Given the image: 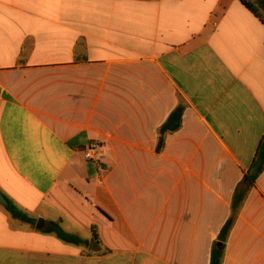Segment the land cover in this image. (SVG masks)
I'll list each match as a JSON object with an SVG mask.
<instances>
[{
	"label": "crops",
	"instance_id": "crops-1",
	"mask_svg": "<svg viewBox=\"0 0 264 264\" xmlns=\"http://www.w3.org/2000/svg\"><path fill=\"white\" fill-rule=\"evenodd\" d=\"M263 136L264 24L239 0H0V193L33 220L0 205V264H210ZM223 264H264V172Z\"/></svg>",
	"mask_w": 264,
	"mask_h": 264
},
{
	"label": "trees",
	"instance_id": "trees-1",
	"mask_svg": "<svg viewBox=\"0 0 264 264\" xmlns=\"http://www.w3.org/2000/svg\"><path fill=\"white\" fill-rule=\"evenodd\" d=\"M241 4L248 9L252 14L261 20L264 24V0H255V3L248 0H239ZM263 10L261 13L259 10ZM185 111L184 105H179L176 110L170 115L167 122L159 129L157 152H161L164 148L166 136L171 133L177 132L182 126V118ZM264 172V136L258 146L256 156L249 172L245 175L243 181L239 184L232 201L231 215L222 228L217 240L213 243L211 251L210 264H223L226 244L228 238L235 226L237 217L246 201L249 191L254 187L257 179ZM7 200V199H6ZM8 201V200H7ZM6 211L16 220L23 223L32 224L33 220L22 212L12 201H8V206L5 207ZM48 233H53L58 239L63 242L74 244L77 240L65 234L57 225L47 230ZM94 238L98 242V236L93 230Z\"/></svg>",
	"mask_w": 264,
	"mask_h": 264
},
{
	"label": "built area",
	"instance_id": "built-area-1",
	"mask_svg": "<svg viewBox=\"0 0 264 264\" xmlns=\"http://www.w3.org/2000/svg\"><path fill=\"white\" fill-rule=\"evenodd\" d=\"M100 144L93 142L85 150V159L96 166L102 165L103 156L101 155Z\"/></svg>",
	"mask_w": 264,
	"mask_h": 264
},
{
	"label": "water",
	"instance_id": "water-1",
	"mask_svg": "<svg viewBox=\"0 0 264 264\" xmlns=\"http://www.w3.org/2000/svg\"><path fill=\"white\" fill-rule=\"evenodd\" d=\"M0 205L4 207L8 206V201L1 193H0ZM42 228H43V220H40L39 224L37 225V229L40 230Z\"/></svg>",
	"mask_w": 264,
	"mask_h": 264
},
{
	"label": "rangeland",
	"instance_id": "rangeland-1",
	"mask_svg": "<svg viewBox=\"0 0 264 264\" xmlns=\"http://www.w3.org/2000/svg\"><path fill=\"white\" fill-rule=\"evenodd\" d=\"M248 1H250V2H253V3H255V0H248ZM261 13H263V10H259Z\"/></svg>",
	"mask_w": 264,
	"mask_h": 264
}]
</instances>
